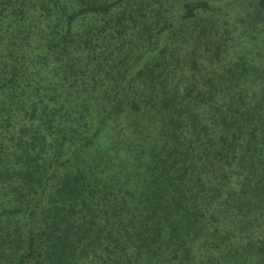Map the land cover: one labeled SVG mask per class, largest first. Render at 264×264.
Listing matches in <instances>:
<instances>
[{
    "label": "trees",
    "instance_id": "obj_1",
    "mask_svg": "<svg viewBox=\"0 0 264 264\" xmlns=\"http://www.w3.org/2000/svg\"><path fill=\"white\" fill-rule=\"evenodd\" d=\"M248 1L0 0V264L264 260Z\"/></svg>",
    "mask_w": 264,
    "mask_h": 264
},
{
    "label": "rangeland",
    "instance_id": "obj_2",
    "mask_svg": "<svg viewBox=\"0 0 264 264\" xmlns=\"http://www.w3.org/2000/svg\"><path fill=\"white\" fill-rule=\"evenodd\" d=\"M254 2H255V5H254ZM243 4L245 6L246 2H244ZM256 4H257V1L255 0H253L252 2L248 1L246 12L244 13L241 20L243 19V21H246V20L252 21L258 25V21L260 20V17H259L260 14L258 12V9L256 8ZM260 23L261 24L259 25V29H257V32L259 34L256 35V45L257 46H253L252 52H250L249 54L242 55L244 56V61H246L248 64L254 62L255 57L259 59H264V28L262 27V23H264V14L261 17ZM237 36H238V32H235L234 42L236 41ZM256 78L258 81H264V66L260 69L259 75L256 76ZM242 264H264V260L255 259L254 261H248L247 263L242 262Z\"/></svg>",
    "mask_w": 264,
    "mask_h": 264
}]
</instances>
